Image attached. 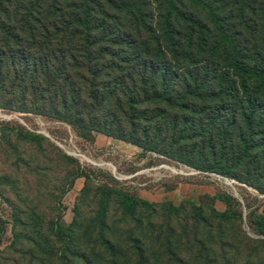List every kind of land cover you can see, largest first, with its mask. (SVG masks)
Instances as JSON below:
<instances>
[{"label":"trees","instance_id":"obj_1","mask_svg":"<svg viewBox=\"0 0 264 264\" xmlns=\"http://www.w3.org/2000/svg\"><path fill=\"white\" fill-rule=\"evenodd\" d=\"M3 96L237 177L264 164V0H0Z\"/></svg>","mask_w":264,"mask_h":264},{"label":"rangeland","instance_id":"obj_2","mask_svg":"<svg viewBox=\"0 0 264 264\" xmlns=\"http://www.w3.org/2000/svg\"><path fill=\"white\" fill-rule=\"evenodd\" d=\"M0 106V264H264L260 161L234 177Z\"/></svg>","mask_w":264,"mask_h":264}]
</instances>
